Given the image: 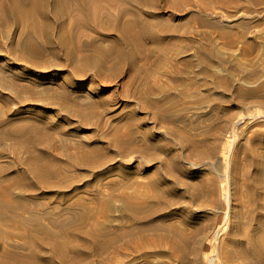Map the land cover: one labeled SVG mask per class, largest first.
Returning <instances> with one entry per match:
<instances>
[{
    "label": "rangeland",
    "instance_id": "374dc122",
    "mask_svg": "<svg viewBox=\"0 0 264 264\" xmlns=\"http://www.w3.org/2000/svg\"><path fill=\"white\" fill-rule=\"evenodd\" d=\"M57 7L0 5V264H264V0Z\"/></svg>",
    "mask_w": 264,
    "mask_h": 264
},
{
    "label": "bare ground",
    "instance_id": "6f19581e",
    "mask_svg": "<svg viewBox=\"0 0 264 264\" xmlns=\"http://www.w3.org/2000/svg\"><path fill=\"white\" fill-rule=\"evenodd\" d=\"M50 1H54L56 5L55 16L58 17L61 10L58 9L59 0H0V5L2 7L3 14L12 19L13 21L19 23L24 22L27 15H35V13L43 18L45 23V37L46 42H51L50 26L51 19L49 17V11L47 10V4ZM30 2L32 7L28 9L25 3ZM75 7L80 8L84 12L87 11V0H75ZM33 48L39 50V45L36 41H33ZM28 59V58H25ZM70 244L67 245L69 247Z\"/></svg>",
    "mask_w": 264,
    "mask_h": 264
}]
</instances>
